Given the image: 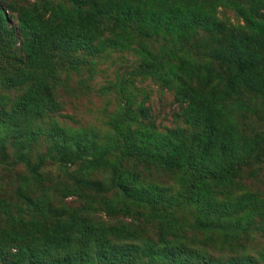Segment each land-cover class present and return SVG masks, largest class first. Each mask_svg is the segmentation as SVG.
<instances>
[{
  "label": "rangeland",
  "instance_id": "rangeland-1",
  "mask_svg": "<svg viewBox=\"0 0 264 264\" xmlns=\"http://www.w3.org/2000/svg\"><path fill=\"white\" fill-rule=\"evenodd\" d=\"M0 264H264V0H0Z\"/></svg>",
  "mask_w": 264,
  "mask_h": 264
},
{
  "label": "trees",
  "instance_id": "trees-1",
  "mask_svg": "<svg viewBox=\"0 0 264 264\" xmlns=\"http://www.w3.org/2000/svg\"><path fill=\"white\" fill-rule=\"evenodd\" d=\"M102 159H104V155L99 156L96 159H91L90 162H96L97 160H102ZM47 161H48V158L46 156H40L34 162H31L27 158H21L19 160H16L15 163L20 162V163H22L27 168L28 171L34 172V171H37L38 169H40L42 166H44L47 163Z\"/></svg>",
  "mask_w": 264,
  "mask_h": 264
}]
</instances>
